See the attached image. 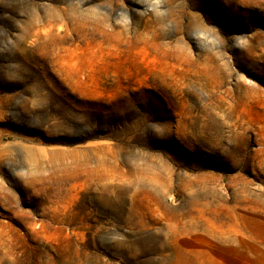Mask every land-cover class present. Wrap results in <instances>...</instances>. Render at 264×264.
Instances as JSON below:
<instances>
[{
  "label": "rangeland",
  "instance_id": "obj_1",
  "mask_svg": "<svg viewBox=\"0 0 264 264\" xmlns=\"http://www.w3.org/2000/svg\"><path fill=\"white\" fill-rule=\"evenodd\" d=\"M0 264H264V0H0Z\"/></svg>",
  "mask_w": 264,
  "mask_h": 264
},
{
  "label": "bare ground",
  "instance_id": "obj_2",
  "mask_svg": "<svg viewBox=\"0 0 264 264\" xmlns=\"http://www.w3.org/2000/svg\"><path fill=\"white\" fill-rule=\"evenodd\" d=\"M32 160H33V158H34V155H31V157H30Z\"/></svg>",
  "mask_w": 264,
  "mask_h": 264
}]
</instances>
